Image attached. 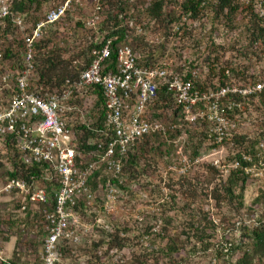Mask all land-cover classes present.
<instances>
[{
  "label": "rangeland",
  "instance_id": "obj_1",
  "mask_svg": "<svg viewBox=\"0 0 264 264\" xmlns=\"http://www.w3.org/2000/svg\"><path fill=\"white\" fill-rule=\"evenodd\" d=\"M62 1L47 0L42 9L29 12L24 17L27 32L44 17L46 10ZM110 1L126 4L127 14L122 15L125 25L129 19L144 24L142 32L130 27L126 41L141 65L167 60L171 63L170 71L198 69L201 73L198 85L203 89L221 83L227 69L242 83L254 78L264 80V47L262 50L254 47L260 33L257 5L262 3L264 7V0H232L238 5L234 11L221 10L218 0H204L197 13L187 11L189 24L182 35L170 33L169 28L181 20L185 0H164V15L160 19L150 17L148 0H73L79 22L90 18L97 5L101 7L102 20L95 28L84 23L81 27L78 21L69 20L53 24L48 30L49 42L62 44L65 40L63 58L75 57L82 62L77 54L88 55L90 47L94 49L101 39V32L116 25L113 20L105 22ZM66 32L78 37L71 40ZM21 37L16 25L7 19L6 27L0 28V70L15 69L18 65L22 57ZM83 45H87V51L80 50ZM38 61L42 65L40 57ZM163 85H159L160 93L149 107L150 114L161 119L165 126L176 124V127L162 139L153 138L149 152L143 153L137 166L131 168L137 173L138 189L131 190V175L129 169L125 171L129 174L123 188L125 195L118 198L114 210L104 208V182L110 173L104 172L103 166L98 170L96 186L92 187L96 194L95 209L84 214L81 243L65 245L62 264H239L245 251L253 255L252 264H264V247L256 250L250 238L243 235L244 230L249 234L248 229L264 225V149L260 145L264 142V123L245 128L251 135L239 136L233 144L211 143L204 139L210 129L208 123L200 119L188 121L176 112L174 97L166 94ZM97 99L95 93L89 96L91 104ZM261 114L259 107L249 110L253 118H260ZM94 116L92 123L96 121ZM260 152L262 158L257 156ZM238 154H250L257 161L253 162L254 172L249 173L244 184L242 199L237 198L242 205L231 200L222 186L229 171L235 168ZM212 165L215 170L210 169ZM5 175V168H1L0 184ZM233 190L240 194L239 186ZM18 199L15 195L0 194V242L4 257L17 264H42L43 216L35 207L30 212L23 211L17 206ZM115 231L119 233L118 240L123 239V246H116L105 255V248L100 246L96 253L101 259L93 256L91 251L96 243L104 241L106 246L109 234ZM177 234L187 246L179 255L167 256L165 246ZM200 237L208 239L209 248L198 243Z\"/></svg>",
  "mask_w": 264,
  "mask_h": 264
},
{
  "label": "built area",
  "instance_id": "obj_2",
  "mask_svg": "<svg viewBox=\"0 0 264 264\" xmlns=\"http://www.w3.org/2000/svg\"><path fill=\"white\" fill-rule=\"evenodd\" d=\"M13 0H0V28L10 19L22 33L21 59L15 69L0 70V169L5 178L0 194L21 198L20 208L28 211L35 207L43 216L42 264H62L65 245H78L82 241L84 214L95 209L96 194L90 184L92 176L103 166L110 173L106 179L104 208L114 210L119 197L125 195L122 185L128 181L124 171L128 155L144 138L161 133L165 136L176 127L150 114V105L157 97L160 84H166L174 102L181 106L188 121L202 120L210 126L207 140L215 144L234 143L239 136H250L245 130L264 123V80L256 78L239 82L226 70L224 81L214 87L201 89L198 69L170 71L169 61L143 66L133 48L124 43L117 49V67L105 71L104 64L111 55L112 39L101 38L92 51L89 64H79L78 75L68 76L61 85L44 87L37 59L38 44L51 26L64 18L73 0L51 7L43 18L27 32L25 15L12 10ZM260 23L259 37L254 42L262 50L264 43V7L257 5ZM190 13L185 11L179 22L169 28L172 34L182 35L189 24ZM102 20L101 7L96 6L85 26L95 28ZM139 32L144 24L134 19L127 21ZM68 38L73 32H67ZM164 40V39H162ZM161 41V40H160ZM159 41V42H160ZM2 54L0 53V57ZM104 98V140L93 137L82 143L77 139L76 125H88L91 105L89 96L95 90ZM259 107L262 114L251 117L249 110ZM259 118V119H258ZM255 126V127H258ZM262 131V130H260ZM258 131V132H260ZM259 134V133H258ZM264 149V142L260 143ZM261 152L257 154L261 157ZM246 161H254L243 154ZM262 161V159H260ZM240 161L235 160L234 167ZM16 167H30L25 175L15 174ZM255 164L246 166L245 172H254ZM43 184H39L40 182ZM58 183L51 209V194L47 184ZM131 190L137 188L131 179ZM0 242V261H6Z\"/></svg>",
  "mask_w": 264,
  "mask_h": 264
},
{
  "label": "trees",
  "instance_id": "obj_3",
  "mask_svg": "<svg viewBox=\"0 0 264 264\" xmlns=\"http://www.w3.org/2000/svg\"><path fill=\"white\" fill-rule=\"evenodd\" d=\"M45 1H47V0H13L12 10L15 12H19L21 14L28 15L29 12H36L37 9L38 10L42 9L43 2H45ZM203 2H204V0H185L183 3V8L185 11H192L194 14V13H197V11L199 10V7L202 5ZM218 2H219V6H220L221 10L228 9V10L234 11L238 7V5L235 6V4L232 2V0H218ZM137 4H139V1ZM108 5L110 6V8H109L110 11H109V13H106V19H105L106 21L105 22L107 23V22L113 20L116 25L109 26L108 29H106V30L104 29V31L101 32V38H104V40H106L108 38L112 39L111 55L106 60V62L104 64L105 71L116 69L117 60H118L117 49L120 45L126 43V41L128 40V37H129V31H130V26L127 23L128 20L125 21L126 25L123 23V17L126 16V14H127V10L125 11L126 4L110 1V4H108ZM146 8H147V10H149L148 13L150 14L151 18L160 19L162 17V15H164V13H163L164 0H148ZM102 12H104L103 9H102ZM71 13L72 12H67L66 15L64 16V18L70 20L71 19ZM122 15H124V16L122 17ZM168 15H169V13L167 14V16ZM64 18L61 19V21H59V22L65 21ZM83 23L85 25V21H83ZM83 23L78 21V25L80 24L81 27H82ZM2 25L3 24L0 22V27H2ZM48 34L49 33L47 32V34H45L43 36L40 43L38 44L37 59L40 57L42 60V65L39 63V73L42 77V82L44 84V87H48L49 89H52L54 87H58L59 85H61L66 77H68V76L76 77L78 75V72H79L78 69H80V66L78 63L77 64L74 63V60H77V59H74L75 57L68 58V59H65L62 57V52L66 46L65 40H62V42H63L62 44L59 41H58V43L51 44L52 42H49L51 39L49 38ZM257 36H259V35H257ZM76 37H78L77 34L75 35L74 38L76 39ZM51 38L56 39L55 37H51ZM57 40H59V39L57 38ZM20 46L22 48V41L20 43ZM86 46L87 45H83L82 49H80V50H86L87 51ZM96 46H98V44H96L94 46V48ZM99 46H101V45H99ZM92 50H93L92 47H90V49H89L90 54L88 53V55H87V52L83 53L82 56L80 54H77V57L82 59L81 61L85 65H87L91 61ZM9 51H10L9 48L5 51V54H4L5 57L8 56ZM55 75H56V77H55L56 81H53V78ZM223 76L225 78V75H223ZM163 86H164L163 89L166 92V94L170 95V93L168 92L166 84H164ZM198 87L201 88L199 85H198ZM159 89L157 92V97L160 93ZM201 89H203V88H201ZM94 93L96 94V97L98 98L97 101H95L94 104L93 103L91 104L90 101H87L88 105L89 104L91 105L90 114L87 115L88 125L87 126L86 125H76L75 126V129H77L76 136H77V139L80 143H82L86 138L88 139L90 136L96 140H104V138H105L104 132H95L94 131L95 127L103 129L104 114H105L104 98L102 95V91L97 89V90H95ZM94 112L95 113L97 112V114H95V116L93 115ZM176 112L180 113L181 116L182 115L184 116V111H183L182 107L177 105V104H176ZM92 116H94V118L96 119L95 123H92V121H91ZM157 137L162 139V137L164 138V134L157 133V134H153L149 137H146L137 146H135L133 148V150L130 151V153L128 155L127 162L124 165V171L129 169L128 172L131 175V179L135 177V173H136V172H132L131 168H133L134 166H137L139 158H140V156L143 155V153L146 154V152H149V149L152 147L150 142L153 140V138L156 139ZM207 137H208V134H206V138L204 136V139L207 140ZM204 139H202V140H204ZM151 143L154 144V142H151ZM162 143L163 142H161V140H160L159 144H162ZM152 150L156 151L155 148H153ZM195 153L198 154V152H195ZM237 159L240 161V165L229 171V174H228L226 180L222 183V186L225 187V191H226L225 193L227 194V196H229V198L231 200L234 199L239 203V205H242V201L237 200V198L242 199L243 192H244V184L246 183V180L249 176V174H247L245 172L244 168L246 166L253 165L254 164L253 162H257V161L255 159H254V161H251V162L246 161L243 159L241 154H238ZM210 169L215 170L213 165L210 166ZM22 170L23 171L19 170L18 167H16V172H12L11 174L12 175H15V174L25 175V173L30 171L31 168L30 167H28L26 169L23 168ZM129 174H128V176H129ZM98 176H99V172H96L92 176V178L90 180V184L92 185V187L96 186V181H97ZM57 185H58V183L56 181L50 182L47 184V188L51 194L50 204H47L45 206L48 209H51L53 207V203L55 200L54 199V192H55ZM124 186L125 185H122L123 188H124ZM236 186H239V190H240L239 195H236L235 191L233 190V188ZM136 189H138V187ZM20 202H21V198H19L16 202L18 207L20 206ZM27 212H30V209ZM28 214H27V216H28ZM31 215H32V213H31ZM242 228L245 229V226H243ZM195 230L198 231V229H195ZM244 231H243V235L250 238L251 243H252L251 245L253 246V248H256V250L257 249L261 250L264 247V225H262L261 227L260 226L254 227L251 230L248 229L247 231L249 232V234L247 232H244ZM204 232H205L204 230L201 231V233H203V234H204ZM1 233H2V231H0V237H1ZM43 233H44V231H43ZM118 234L119 233L117 231H115L112 234H109V239L107 241L106 246L103 245L104 241H101V243H96L94 249H92L93 251H91L92 255L96 256V258H98V259H101V256L97 255V253H96L100 246L105 248L104 255L108 254L110 252V250L116 246H120V247L123 246V241H122L123 239L118 240L119 239ZM200 238L201 239L198 241V243L204 245L205 248H209L210 245L208 244V239L204 238V237H200ZM186 246H187V242L184 241L183 239H181L180 234H177V236H171L169 238V240L165 246V252H166L167 256H174L176 254L179 255L180 253H182L185 250ZM63 251H66L65 248H63ZM137 259H140V258H137ZM252 260H253V255L251 254V252L245 251L244 255L240 259L239 264H252ZM0 264H17V262L15 260H9V261L6 260V261H0ZM140 264H141V262H140Z\"/></svg>",
  "mask_w": 264,
  "mask_h": 264
},
{
  "label": "crops",
  "instance_id": "obj_4",
  "mask_svg": "<svg viewBox=\"0 0 264 264\" xmlns=\"http://www.w3.org/2000/svg\"><path fill=\"white\" fill-rule=\"evenodd\" d=\"M64 1H66V0H64ZM64 1H62V2H64ZM78 1V0H77ZM61 2V3H62ZM60 4V3H59ZM57 5V4H56ZM75 5V4H74ZM73 4H72V7L67 11V12H72L71 13V19L69 20V19H66V18H64L65 20H69L71 23H74L75 21H78L79 20V16H78V14H77V12H75L74 11V8H75V6H74ZM55 6V5H54ZM49 10V9H48ZM48 10H46L44 13H46ZM23 15H25L26 16V14H23ZM45 15V14H44ZM41 19V18H40ZM39 20V19H38ZM37 20V21H38ZM60 23V22H59ZM67 33V32H66ZM70 33V32H69ZM57 34V33H56ZM74 34L70 37V39L72 40H74L75 38H74ZM67 38H68V36H67Z\"/></svg>",
  "mask_w": 264,
  "mask_h": 264
}]
</instances>
